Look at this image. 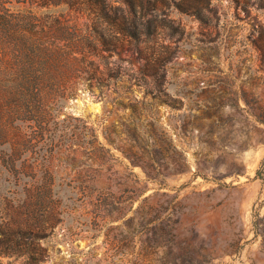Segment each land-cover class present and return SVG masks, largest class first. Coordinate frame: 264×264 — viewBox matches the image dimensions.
Listing matches in <instances>:
<instances>
[{
	"label": "rangeland",
	"instance_id": "rangeland-1",
	"mask_svg": "<svg viewBox=\"0 0 264 264\" xmlns=\"http://www.w3.org/2000/svg\"><path fill=\"white\" fill-rule=\"evenodd\" d=\"M9 1L53 49L1 40L2 263L264 264V0H131L110 50L82 4Z\"/></svg>",
	"mask_w": 264,
	"mask_h": 264
},
{
	"label": "trees",
	"instance_id": "trees-1",
	"mask_svg": "<svg viewBox=\"0 0 264 264\" xmlns=\"http://www.w3.org/2000/svg\"><path fill=\"white\" fill-rule=\"evenodd\" d=\"M10 2L9 0H0V34H2L0 38V73L4 74L8 77L10 84L13 85L15 79L12 66L10 65L9 61V54L10 51L7 47L2 46L1 40L2 38L6 37L10 43H14L16 46V51L19 52L18 55L24 58H30V41L32 44H36L35 50L38 49L42 50H52V44L47 41H44L46 38V33H50L53 30V27H45L44 25L41 29L37 30L36 27H31L30 25V11H22L18 9L17 12L12 11V7L8 6L7 3ZM55 5L61 3H67L70 5L71 8H77V6L81 5L87 8L88 15L92 20V27L93 31L96 34L97 39L102 42L104 45L105 50H110V41L106 38V33H112L116 40H121L122 36H136L138 35V22L136 19V9L135 3L131 0H126L125 3L130 6L128 12L122 6L114 5L111 0H54ZM133 14L135 17L133 20L130 21L128 14ZM34 47V45H33ZM56 48L61 49V47L55 45ZM34 50V51H35ZM59 59V58H56ZM85 61L93 67V69L99 71V67L96 65L95 60L84 58ZM103 72V71H102ZM96 75V73H95ZM94 77H90V80H93ZM87 130L83 133L85 135H90L93 133L94 130L92 127H86ZM96 137V136H95ZM48 220L43 221H30V218H24L20 220L18 225H13L12 223H5V227L10 230H17V231H25L29 232L30 240L33 242L39 241L44 239L47 236V230L50 228L48 225ZM13 241V240H12ZM16 254L19 256L22 254V251H14V250H4L0 249V256L1 255H10ZM30 254H39L40 256L36 257L34 263L32 264H40L45 256L43 255V251H30ZM0 264L2 261L0 260Z\"/></svg>",
	"mask_w": 264,
	"mask_h": 264
}]
</instances>
